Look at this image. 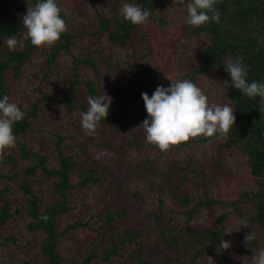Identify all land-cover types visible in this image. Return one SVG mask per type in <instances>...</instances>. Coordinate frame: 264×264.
<instances>
[{
  "label": "rangeland",
  "instance_id": "374dc122",
  "mask_svg": "<svg viewBox=\"0 0 264 264\" xmlns=\"http://www.w3.org/2000/svg\"><path fill=\"white\" fill-rule=\"evenodd\" d=\"M94 1L99 10L112 16L113 12H119V4L122 3V0ZM58 3L68 16V26L71 31L94 32L91 36L93 42L85 38H75L71 45V53L74 51L73 55H82L92 44V48L96 51L95 55L102 57L98 60L99 68L94 70L80 65L73 69L72 56L67 50H61L56 60L48 64L46 54L48 45H44L39 51L33 53V59L25 64L22 75L15 78L12 71H8L5 77L9 90L8 96L24 111H29L41 97L40 88L48 92L50 97L40 103L38 115L30 118V127L16 135L15 146L0 150V156H6L9 153L17 156L20 148L17 142L19 140L28 145L30 150L44 153L48 164L55 167L57 161L51 144L55 135L61 133L67 135L65 147L79 152L78 156L83 158V163L95 161L106 166V175L99 183L76 186L69 191L70 202L74 208L58 216L61 227L79 219H88L91 225V227L73 229L62 238L60 248L66 258L65 264H77L92 241L93 246L101 252L105 246L111 244L108 236L126 227L141 230L142 237L137 239L136 246H139L137 251L140 250L142 256L148 259V264H171L169 258L181 254L167 248L163 237L158 233L155 234V231L152 233V229L160 225H167L173 229L185 224L184 231L194 233L214 227L219 210L209 206L200 207L194 212L193 217L187 220L186 216L180 214L183 206H179L180 198L176 193L177 190L169 189L177 186L184 179L188 182L186 189L199 197L209 192L213 196L227 200L238 198V192L241 190L251 191L255 187V179L249 174L242 156L219 148L220 140L198 142V137L202 135L191 137L189 139L191 141L184 147L177 148L172 145L165 151L151 146V143L146 142L145 136L143 139L145 143L140 146L128 145L127 142L138 141L137 138L140 137L138 130L141 131V135H144L141 123L148 114L141 93L147 92L151 95L148 85H168L170 83L168 76L175 80L183 78L182 75L185 73V69L176 65L179 62L170 60L168 54L158 56L155 62L146 59L145 62L148 61L151 64L145 67L139 61L135 62L143 53L139 44V33L147 32L148 40L156 47V39L166 36L167 31L156 29L146 21L139 26L126 48H114L109 46L105 35L96 33L97 18L89 0H58ZM170 5L173 18L179 22L178 28H184L186 16L181 18L182 13L177 10V6ZM95 33L96 36H94ZM20 37H16L17 40H23ZM4 40L0 43V50L5 45ZM190 45L193 50L201 46L195 39H191ZM118 60L121 62L119 68L116 66ZM75 71L83 80L93 78L97 82L99 92L111 98L109 119L99 122L92 135L86 133L80 135L81 117L78 116L79 114L75 118L66 117L62 105L58 102L61 94L70 86V80L74 77ZM148 71H154L153 77ZM144 73L147 74V78L145 75L141 78ZM44 75H47V78ZM198 78L195 84L206 94L210 104L227 103L222 91L214 87L215 84H220V78H217V75L211 80L214 81V85L208 82L206 76L201 75ZM87 94L84 84H80L77 88V97L86 98ZM81 146L87 149L81 152ZM22 164L13 160L6 165V168L20 170ZM80 170L81 168L71 174L72 181L80 180ZM32 177V186L41 197V205L52 202L55 179L41 175ZM17 179L21 180L22 176H17ZM4 183L0 180V186ZM164 188L169 194L165 197L162 207L171 211L164 212L158 217L155 216L159 211L158 198L161 196V189ZM13 196L0 197V205L8 198L14 205L20 204L24 208L26 204L21 195ZM250 204L251 202L247 201L246 208L251 207ZM116 208H120L124 213L111 223L112 227H109L105 224L103 214ZM241 219L234 214L224 224V239L230 241V246L225 249L226 258H222L219 253H207L197 261V264H252L254 252L249 253L242 247L244 237L241 233L242 225L239 223ZM19 220L21 222L15 218L11 225L20 227L22 223L20 240L23 245L18 248L11 242L1 245L0 264H20L18 263L20 257L31 260L33 264H37L42 259L38 246L43 240V234L25 229L28 218L23 217ZM251 229L255 230L261 238L256 250L264 248V228L252 226ZM184 231L176 232L183 234ZM28 239L31 241L27 242ZM121 252L123 254L113 257L110 262L104 263L96 259L93 264H127L129 247L127 246Z\"/></svg>",
  "mask_w": 264,
  "mask_h": 264
},
{
  "label": "trees",
  "instance_id": "16d2710c",
  "mask_svg": "<svg viewBox=\"0 0 264 264\" xmlns=\"http://www.w3.org/2000/svg\"><path fill=\"white\" fill-rule=\"evenodd\" d=\"M131 2L138 4L141 8L150 9L148 23L156 29L167 31L166 36L156 39V47L148 40L149 34L146 35L147 32H138L139 44H141L140 48L143 53L135 62L139 61L145 67V65L151 64V62H145L146 59L155 62L158 56L168 54L170 60L178 61L179 63L176 65L185 69L183 78L190 79L194 83L198 81L199 76L203 75L207 77L209 83L214 85V81L211 80L217 75V78H220V84H217L218 86L215 84L214 87L222 91L226 97V102L234 109L236 119L226 136L206 138L202 135L196 139L198 142L220 140L218 147L242 156L249 174L255 179V187L251 191L241 190L238 192V198L227 200L213 196L209 192L205 196L199 197L196 193L186 189L188 182L182 179L177 186L169 189L170 191L177 190L176 193L180 198L179 206H183L181 210L178 208L180 214L182 213L189 220L198 208L214 207L219 210L215 218L216 225L194 233L188 230L184 231L185 224L173 229L167 225H160L155 226L152 233L155 231V234L161 235L167 248L181 254L177 257H170L171 264H197V261L202 259L204 255L213 252L219 253L225 259L226 250L218 248V244L221 238L224 239L225 222L235 214L248 222V225H242L243 237L251 231L256 234V238L251 243L246 242L245 239L242 242L243 249L245 248L249 253L254 252L261 238L251 227L264 228V102H261L259 97L249 98L242 95L239 89L231 88L229 84H225L224 80L230 79V77L223 65L237 56L242 57L243 63L248 69V79L250 81L264 80V0H215L214 11H218L220 14L218 22L210 20L199 27L186 24L182 29L177 26L178 20L173 18L170 4L173 7L177 6V10L182 13L181 18L186 16V10L181 5L173 3V0H131ZM34 3L35 0H0V43L9 36H21L20 38L23 39L26 30L22 23V16L26 13L28 4ZM89 3L97 18L96 33L105 35L109 46L126 48L140 25H132L125 21L120 12H113V16L105 14L101 9L99 10L94 0H89ZM61 15L65 16L67 30L61 34L55 43L48 45L46 53L48 64H52L56 60L61 50H67L72 56L73 69L85 65L98 70V60L102 57L95 55L96 51L92 48V44L82 55H73L74 51L71 53V45H73L75 38L91 40L94 32L88 30L71 31L68 26V16L65 15L63 9ZM96 33L94 36L97 35ZM191 39L197 40L201 44L200 48L193 50L190 45ZM23 42L24 47H17L16 51H8L6 45L0 50V96L9 95L5 78L7 72L12 71L15 78L22 75L23 67L32 61L33 53L44 46H34L27 40ZM116 66L117 68L121 66L119 60ZM140 68L142 67L140 66ZM75 72L74 77L70 80V86L58 99L65 116H73V118L78 114L80 116L82 111L87 110L88 96L102 95L93 78L83 80L79 77L78 72ZM148 72L153 77L154 71ZM144 75L147 78L146 73L141 78H144ZM44 76L47 78V75ZM80 84H84L88 92L86 98L77 97V88ZM147 88L152 93L156 86L150 84ZM39 91L41 97L37 99L29 111H25V118L14 124L15 135L18 136L30 127V118L38 115L40 103L50 97L49 93L42 91L41 88ZM108 119L109 115L107 114L105 119H101L99 122ZM137 132L138 136L140 135L137 138L138 141L127 142L128 145L138 147L145 143L143 141L144 135H141L139 130ZM84 133L82 128L79 134L83 135ZM66 139L67 135L57 133L51 144L57 161L55 167L48 164L47 156L44 153L30 150L28 145L19 140L17 142L20 148L17 156L10 153L6 156H0V180L5 182L0 186V197H10L13 194L16 195L15 197L21 195L26 204L23 208L20 204L14 205L12 200L8 198L1 203L0 246L7 242L15 244L17 248L23 245L20 240L22 223H20V227L19 225L12 227L11 223L15 218L20 221V218L26 217L28 222L25 229L39 231L44 236L38 246L42 259L37 264H65L66 258L60 248L62 238L73 229L91 227L88 219L75 220L64 227L59 225L58 216L66 214L74 208L70 202L69 191L76 186L99 183L107 171L106 166L95 161L83 163V158L78 156L80 155L79 152L73 148L68 150L65 147ZM190 141L180 142L173 147H184ZM151 146L157 148L154 144ZM86 149L84 146L80 147L81 152ZM13 160L19 164L23 163L20 170L6 168V165ZM79 168H81L80 180L74 182L71 174L77 172L76 170ZM33 175L55 179L52 202L41 205V197L36 188L32 186ZM17 176H22V179L16 180ZM168 194L169 192L165 188L161 189V196L158 198L160 202L159 211L155 216L159 217L160 214L171 211L162 207V203ZM247 201L251 202L249 208L245 206ZM123 213L124 211L120 208L104 212L105 224L112 227L111 223ZM44 215L47 216V219L42 218ZM147 230L151 231V229ZM178 230L184 231V233L176 232ZM108 237L111 244L105 246L101 252L93 246L94 242L92 241L77 264H93L96 259L104 263L110 262L113 257L123 254L121 250H125L127 246L129 247V262L127 264L149 263L148 259L139 252L140 250L137 251V247H139L136 246L137 239L142 237L139 228L126 227ZM29 241L31 240L28 239L27 242ZM18 263L33 264L31 260L22 257L18 259Z\"/></svg>",
  "mask_w": 264,
  "mask_h": 264
},
{
  "label": "clouds",
  "instance_id": "9594fccd",
  "mask_svg": "<svg viewBox=\"0 0 264 264\" xmlns=\"http://www.w3.org/2000/svg\"><path fill=\"white\" fill-rule=\"evenodd\" d=\"M186 10L185 23L199 27L207 22L219 21V12L214 11L215 0H173ZM122 18L132 25H141L150 16V9L141 8L131 0H122L119 8ZM58 0H35L28 4L26 13L22 16L25 28L23 40L9 36L4 40L8 51H16L24 47V40L40 47L52 45L67 30V22ZM211 13V15H209ZM66 15V14H65ZM230 79L224 83L239 89L242 95L249 98L259 97L264 102V80H249L248 69L243 58L237 56L223 65ZM168 85H157L149 95L142 92L147 116L142 121L146 142L154 144L159 150L165 151L171 145L188 141L191 137L203 135L206 138L226 136L236 119L234 109L228 103L210 104L208 97L190 79L169 77ZM87 110L80 113V124L88 135L94 134L97 122L105 119L111 105L108 95L87 97ZM25 111L12 102L7 94L0 96V150L12 148L17 137L13 131L16 122L23 120ZM43 219H47L44 215ZM240 225H248L246 219L239 221ZM256 238L254 232L244 237L246 242ZM230 241L220 239L218 248L227 249ZM252 264H264V248L255 250Z\"/></svg>",
  "mask_w": 264,
  "mask_h": 264
}]
</instances>
